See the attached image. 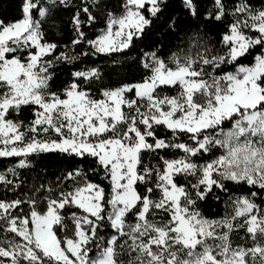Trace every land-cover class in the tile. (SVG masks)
<instances>
[{
	"label": "snow or ice",
	"instance_id": "snow-or-ice-1",
	"mask_svg": "<svg viewBox=\"0 0 264 264\" xmlns=\"http://www.w3.org/2000/svg\"><path fill=\"white\" fill-rule=\"evenodd\" d=\"M45 154L77 163L28 185ZM9 157L0 264H264V0H20L0 17Z\"/></svg>",
	"mask_w": 264,
	"mask_h": 264
},
{
	"label": "trees",
	"instance_id": "trees-1",
	"mask_svg": "<svg viewBox=\"0 0 264 264\" xmlns=\"http://www.w3.org/2000/svg\"><path fill=\"white\" fill-rule=\"evenodd\" d=\"M109 2L113 9L119 4V0H109ZM198 2L201 5L202 10L204 8H210L212 5V0H198ZM19 4L20 0H0V17H7L9 19L16 18L18 16ZM70 16V13L63 11L57 14L56 23L53 24L50 29V35L53 39L61 40L65 43L69 41L71 37ZM181 21L182 27L194 26L196 23V21L186 14L181 15ZM97 62L102 63V61ZM120 67L121 66L106 65L105 71L108 73L111 72L112 68H117V70H119ZM123 68L124 74L128 75L130 78L139 75L137 68L131 63V61H129L128 65L123 66ZM112 79L115 80L116 77L112 76ZM16 161V157L0 158V170L15 165ZM76 163L77 161L60 155L45 154L33 159V169H19V171L22 173V178H24L27 181V184L30 185L33 182V177L36 176L37 173H43L46 180H54L57 175L65 170H70ZM26 190V187L21 189V191ZM3 195V186H0V196ZM8 195L11 196L12 193H9ZM204 211L208 215L222 214L223 205H213L210 209L205 208ZM242 234L243 233H241V235Z\"/></svg>",
	"mask_w": 264,
	"mask_h": 264
}]
</instances>
